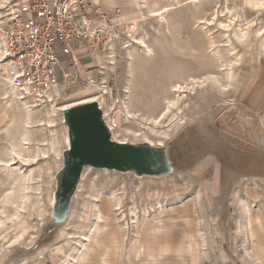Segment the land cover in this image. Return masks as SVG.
I'll list each match as a JSON object with an SVG mask.
<instances>
[{"label": "rangeland", "instance_id": "rangeland-1", "mask_svg": "<svg viewBox=\"0 0 264 264\" xmlns=\"http://www.w3.org/2000/svg\"><path fill=\"white\" fill-rule=\"evenodd\" d=\"M131 1L129 8L118 1L114 11L101 9L112 17L104 42L93 51L76 50L90 61L80 58V66L65 68V79L59 76L51 98L56 111L52 145L46 141L47 131L32 128L23 156L10 152L22 129L5 105L0 83V264H65L75 254L74 264H182L176 254L152 261L157 254L151 253L145 259L146 234L157 228L195 234L201 255L197 264H260L256 255L260 258L264 251V10L250 4L264 0H139L140 7L138 0ZM168 5L164 21L148 17L150 10ZM225 9L237 15L228 27L222 26ZM122 18L126 21L118 22ZM239 20L246 24L243 37L235 31ZM140 34L153 50L151 56L134 43ZM188 76L204 82L191 89ZM88 77L105 85V95L86 84ZM179 77L188 89L172 92L169 85ZM100 95L104 118L117 126L113 140L161 148L168 171L138 175L85 167L68 211L57 219L56 176L67 148L62 109ZM175 96L178 103L164 113L166 100ZM123 104L135 113V120L127 119ZM38 110L32 115L37 120L49 109ZM111 196L120 199L119 210L98 224L82 251L94 219L88 208L97 205L103 210L108 201L114 203ZM135 217L139 226L131 223ZM111 232L117 233L114 241L103 237ZM157 233L149 235L155 238ZM16 235H21L19 241L10 244ZM138 241L143 242V253L136 255Z\"/></svg>", "mask_w": 264, "mask_h": 264}, {"label": "built area", "instance_id": "built-area-1", "mask_svg": "<svg viewBox=\"0 0 264 264\" xmlns=\"http://www.w3.org/2000/svg\"><path fill=\"white\" fill-rule=\"evenodd\" d=\"M95 6L93 0H11L4 8L0 60L21 100L45 103L49 90L60 84L59 76L67 77L65 68L80 66L76 50L102 45L112 17ZM95 80L88 77L86 84L106 93ZM103 119L110 132L117 129Z\"/></svg>", "mask_w": 264, "mask_h": 264}, {"label": "water", "instance_id": "water-1", "mask_svg": "<svg viewBox=\"0 0 264 264\" xmlns=\"http://www.w3.org/2000/svg\"><path fill=\"white\" fill-rule=\"evenodd\" d=\"M68 146L63 166L56 176L53 210L61 219L68 211L85 166L138 175H160L168 171L163 150L148 143H119L111 138L102 110L96 101L67 107L62 111Z\"/></svg>", "mask_w": 264, "mask_h": 264}, {"label": "bare ground", "instance_id": "bare-ground-1", "mask_svg": "<svg viewBox=\"0 0 264 264\" xmlns=\"http://www.w3.org/2000/svg\"><path fill=\"white\" fill-rule=\"evenodd\" d=\"M8 2H9L8 0H0V10L1 9H4V7H6V5H8ZM193 2H195V1H193ZM138 4H139L138 7H140L141 6L140 1H139ZM250 6L252 8H254V9H257V10H259V9H263L264 10V3H262V4H250ZM225 10H226V12H225L226 14L224 15V19H225L226 22L222 26L223 27H228V26H230V22L233 19H235V17L237 15L235 16L233 14V12L230 11V9L229 10L228 9H225ZM168 11H170L169 5L168 6H163V7L158 8L157 10H150V12L148 14V17H153L157 21H164L165 18H166V15H167V12ZM0 15H1V11H0ZM143 17H146V16H143ZM0 20H1V18H0ZM125 21H126V18H122L121 21L118 20V22H125ZM217 23H220L221 24V21L220 22H217ZM245 25H246L245 23H243V22L240 21L237 24V26L235 27L236 28L235 29L236 35L238 37H243L244 36V34H245L244 32L246 30H245L244 27L242 28V26H245ZM134 43L137 44V45H139V46H142V48H143L142 50H143L144 55L151 56L153 54V50L146 44L143 34H140L137 38H134ZM263 46H264V42H263ZM0 58H1V53H0ZM187 78H189V79L192 80V82H189V85H188L189 88H191V89L193 88V86L195 84H197V85L200 84L201 85L204 82L203 80H199L200 82L195 81V79L192 78V77H190V76H188ZM0 83L2 84V87H3L2 96L4 97L3 99L6 100L5 101L6 107L8 109H11V112L14 111L13 112L14 113L13 114L14 115L13 117H14V121L15 122L14 121L13 122L16 123V124H19L20 125L19 127L22 129V132H21V134H19V137H18L17 141H15V139H14L15 142L13 141V143L10 144V152L16 154L17 156L18 155H21V157L23 156V153H24V145L27 144V142L29 141L28 131H29V129H32V128H43L45 131H47L49 133V136L50 137H49V140H46V141H49L51 143V145H52L54 143V140H55L54 134H53V130H52V127L55 124L53 125L54 121H53V118L52 117L56 113V111H55L54 103L52 102L51 98L56 93V88H55V90H54V88H52V89L49 90L48 95H47L48 98H47V100H46L45 103H43L41 105H34L33 103H31V104L29 103L28 104V102H26L24 100H21L19 98V96H18V94L16 92V89L11 85L10 78L6 74L5 67H4L3 62L1 60H0ZM188 86H187V84H185V81H183V78L179 77L178 80H175L172 83H170L169 89L172 92L177 93L178 90H181L183 88L185 89L187 87V89H188ZM56 87H57V85H56ZM92 88L96 89L94 86H92ZM178 96H175L171 100H166L165 105H164V113L167 112L168 110H170L171 107L175 106L178 103V99H179ZM90 101H96L98 103V105L100 107H102L103 102H104V98H103V95H100L99 97H91V98H88L87 100L83 101L82 103L90 102ZM39 107L40 108L47 107L49 110H47L45 112V114H43L45 117L42 116V118H39L37 120V117L34 118V116L32 117V115H35L36 113H39V110H38ZM65 108H67V107H64L63 109H65ZM123 110L125 112V115L127 116V119H131V120L134 119L135 120V113H132L131 111L129 112L128 111V106H126V105L123 104ZM102 114L105 117V115H106L105 114V111L104 112L102 111ZM163 114H161L160 116H162ZM153 121L156 122L157 121L156 118ZM63 122H64V120H63ZM115 130L116 129L112 130L111 133L113 131H115ZM66 131H67V129H66ZM63 137H64V140H65V143L68 146V137L65 134H64ZM133 137L135 138L136 135H134ZM137 137L139 138L140 135L138 134ZM111 138L113 140V135H112ZM116 142H118V141H116ZM119 143H126V142L119 141ZM85 167H91V166H85ZM85 167L83 169H85ZM94 169H97V168H94ZM103 169H105V168H103ZM106 170H109V169H106ZM81 175H82V173H81ZM111 198L113 199V202L114 203L112 204V203H110L108 201L107 206H104V209L103 210H101L99 207H97V205H93V208L92 209L91 208H88V211L87 212L92 213L94 219H93V223L89 226V229L87 231V234L84 235V239L81 242V250L82 251L86 247L85 244H84V242L85 241L88 242L89 239H90V236L92 234H94L96 232V230L99 229V225L98 224L99 223H102L104 220H107V218L108 219L111 218L112 217L111 215L114 213V211L119 210L118 207L120 206V203H121L120 199L119 198H116V197H112V196H111ZM111 198H110V200H111ZM17 212L18 211H17V208H16L15 213H14V216L17 215ZM246 212H247V215L250 217L249 209L247 207H246ZM136 217L134 218L135 220L132 221L131 223H134L136 226H139V220H137L138 217L137 218ZM80 219L84 220L85 218L84 217H81ZM132 219L133 218H131V220ZM144 219H145V217H144ZM248 220H249V218H248ZM123 224H124L123 226L126 225L125 222ZM3 225H4V221L3 220H0V227L3 226ZM108 225H110V224L108 223ZM0 233H1V230H0ZM116 234L117 233H115V232H111V235L109 233L108 234L107 233H104V236L103 237L104 238H108V239H112L114 241L113 238H117ZM20 237H21V235H16V236L13 237V239L11 241H9V240L8 241H9L10 244L13 243V242H18ZM76 255L77 254H75L74 256H71V259L67 260L65 264H74L75 263V260H76Z\"/></svg>", "mask_w": 264, "mask_h": 264}, {"label": "crops", "instance_id": "crops-1", "mask_svg": "<svg viewBox=\"0 0 264 264\" xmlns=\"http://www.w3.org/2000/svg\"><path fill=\"white\" fill-rule=\"evenodd\" d=\"M118 1H125L127 2L128 8L130 5H133L134 2L131 0H93V3L96 5L95 7H99L100 9L104 11H114L115 5L118 4ZM128 8L125 11V17L128 16ZM78 51H76L77 53ZM80 52V51H79ZM80 58H82L84 61H90V58H86V53H79ZM248 223V222H247ZM255 224V223H254ZM252 224V225H254ZM249 225V224H248ZM251 228V227H250ZM157 237L153 238L154 235L149 234H155ZM197 249V243H196V236L195 234H190L189 232H183L180 231V233H173L171 230L163 229V228H157V229H149L148 233L146 234V240L144 243V256L145 259L149 254H157V256H149V260H162L165 258H169L170 254H176L180 256H176L175 259L179 261L182 264H197V261L199 262L201 259V255L198 254ZM143 253V242H137V249H136V255L138 253ZM262 252V251H261ZM259 255V254H258ZM258 255H256V258L260 261V264H263L264 260V251L260 255V258H258Z\"/></svg>", "mask_w": 264, "mask_h": 264}]
</instances>
